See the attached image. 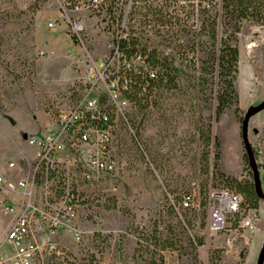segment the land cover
Returning <instances> with one entry per match:
<instances>
[{
    "label": "rangeland",
    "instance_id": "374dc122",
    "mask_svg": "<svg viewBox=\"0 0 264 264\" xmlns=\"http://www.w3.org/2000/svg\"><path fill=\"white\" fill-rule=\"evenodd\" d=\"M66 7L67 14L62 15L53 0H0V165L32 159L34 147L26 138L40 134L56 110L79 98L83 65L74 60L88 53L99 60L112 52L118 35L104 31L103 13ZM75 18L84 24L85 46L71 30L69 20ZM178 21V41H164L171 32L163 27L160 33L165 36L147 33L149 47L170 53L175 44H183ZM251 28L237 34L238 104L219 118L216 83L202 73L200 55L209 48L206 42L193 50L183 44V55L175 52V63L184 72L177 87L154 90L141 100L132 97L122 115L112 110L116 169L102 186L114 181L117 191H100L84 202L82 239L58 236L66 254L48 255L46 264H256L264 241V200L257 202L258 227L248 240L235 233L240 213L223 231L210 233L203 207L209 186L237 191L218 177L219 170L253 180L241 122L248 107L264 99V21L258 31L251 33ZM122 65L115 56L114 72ZM97 93L112 109L102 84ZM248 137L259 151L255 155L264 191V109L251 117ZM194 186L200 190L202 207L178 212L172 199ZM247 209L242 206L241 213Z\"/></svg>",
    "mask_w": 264,
    "mask_h": 264
},
{
    "label": "built area",
    "instance_id": "2783aa9c",
    "mask_svg": "<svg viewBox=\"0 0 264 264\" xmlns=\"http://www.w3.org/2000/svg\"><path fill=\"white\" fill-rule=\"evenodd\" d=\"M224 1L83 0L73 3L53 0V3L60 5L62 15H66L69 9L66 5L72 10L103 13L107 20L104 31L109 35H124L154 32L158 15L178 17L183 29L191 27V30L198 31L202 11L215 8L221 17ZM256 3L260 10L241 15L242 23L237 34H241L246 26L252 27L251 33L263 26V23L251 21V18L264 16V0H256ZM69 23L73 35L85 46L83 22L75 18ZM49 25L54 26V22L50 21ZM112 49L99 60L90 53L74 60L83 65L80 79L84 88L79 98L70 107L56 110L40 134L26 138L28 145L34 147L32 159H11L5 166L0 165V213L11 216L0 239V264H46L48 255L66 254L57 237L73 234L80 242L84 234L80 228V210L84 202L94 199V194L100 191H117L114 181L106 186L102 184L116 169L112 110L117 116L124 114L132 99V77L125 71L114 72V58L119 56L123 66L135 74H139L140 66L144 74L154 78L155 70L140 53L127 56L118 44ZM101 84L112 109L97 93ZM199 195L200 190L194 186L172 199V205L178 212L196 211L202 207ZM242 202L237 191L209 186L203 205L208 231H223L229 219L240 213L235 233L248 240L258 227V209L251 207L241 213Z\"/></svg>",
    "mask_w": 264,
    "mask_h": 264
},
{
    "label": "trees",
    "instance_id": "16d2710c",
    "mask_svg": "<svg viewBox=\"0 0 264 264\" xmlns=\"http://www.w3.org/2000/svg\"><path fill=\"white\" fill-rule=\"evenodd\" d=\"M250 5H252L251 9H249ZM250 10H260L256 0H225L221 17L218 16L215 8L205 9L202 11L199 20L198 31L191 30V27L189 29H181L182 36L185 35L184 43L182 42L184 45L187 44L185 47L189 46L193 50L197 44H200L201 48L205 42L208 44L209 48L203 50L200 58L204 62L203 75H206L208 80H214L217 86L215 96L217 118L227 109L236 106L239 101L236 87L239 62L237 31L242 23L241 15ZM178 20H180L182 25L181 19L178 17L158 15L154 21V27L158 25L155 33L165 36V33H160L163 25L164 28H168V31L171 32V34H168L171 38H163V40L178 41L180 39L179 34H177L179 29H175L176 24L179 23ZM251 21L263 23L264 16L251 18ZM145 36H147V33H130L126 36L118 35L114 43L118 44L120 50L127 56L133 53H140L144 56L146 63L155 70V77L150 78L144 74L140 66L138 67V70H140L139 74L133 73L123 65L121 66V71H125L127 75L132 77L130 95L135 99L138 98V100L148 97L154 90H160L164 87H177L184 73L181 64L175 63L176 53L183 55L181 50L183 44H175L172 47V52L165 53L164 50L158 49L157 46L150 48L147 44L149 38ZM204 37H207V40ZM206 137H209V134H206ZM215 146L217 147L215 159L218 161L220 159L219 143L216 142ZM218 165V163L215 164L217 169ZM218 174V177L230 187L244 194L243 206L247 205V208L258 209L257 202L260 198L255 192L253 180L226 176L220 170Z\"/></svg>",
    "mask_w": 264,
    "mask_h": 264
},
{
    "label": "water",
    "instance_id": "95a60500",
    "mask_svg": "<svg viewBox=\"0 0 264 264\" xmlns=\"http://www.w3.org/2000/svg\"><path fill=\"white\" fill-rule=\"evenodd\" d=\"M263 109H264V99L261 102H259L258 104L251 105L248 107V109L246 110V112L242 118V122H241V136H242V140L244 143L245 154H246V157L248 160V164L252 170V177H253L255 192L260 199L264 200V191L262 188L260 169L258 166V162L256 160L255 151H254L253 146L251 145V142H250L249 137H248L249 122H250L251 117ZM254 131L257 132V129L255 128ZM256 264H264V241H263L262 246L259 250L257 260H256Z\"/></svg>",
    "mask_w": 264,
    "mask_h": 264
},
{
    "label": "crops",
    "instance_id": "0c3cea01",
    "mask_svg": "<svg viewBox=\"0 0 264 264\" xmlns=\"http://www.w3.org/2000/svg\"><path fill=\"white\" fill-rule=\"evenodd\" d=\"M99 59H101V57H99ZM10 219H11V216L2 215L0 213V222L3 223V224H0V239L3 236V233H4V231H5L6 227H7V224L10 221Z\"/></svg>",
    "mask_w": 264,
    "mask_h": 264
}]
</instances>
